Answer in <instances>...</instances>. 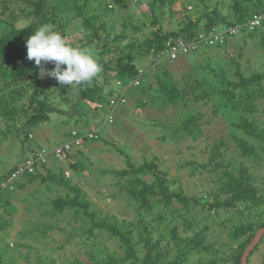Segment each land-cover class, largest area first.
Wrapping results in <instances>:
<instances>
[{"label":"trees","instance_id":"1","mask_svg":"<svg viewBox=\"0 0 264 264\" xmlns=\"http://www.w3.org/2000/svg\"><path fill=\"white\" fill-rule=\"evenodd\" d=\"M227 1L0 0V136L1 133L5 136L15 134L19 138L22 135L25 145L22 161L12 165L8 172L0 174L2 235L8 236L7 229L15 225L19 210L13 201L15 197L22 200L26 212L29 211L26 204L28 197L20 195V191L33 183L36 185L30 192L35 194L43 190L42 184L49 186L54 183L60 186L59 191L62 193L59 192L51 202L48 219L40 222L38 217L36 223L31 224L32 227L26 224V228L14 232L20 237L39 230L44 237L40 239L42 245L45 246L47 241H57L55 249L67 253L63 254L68 258L67 264H201L202 261H205L204 264H242L241 257L245 248L257 230L264 227V181H257L256 174L251 173L252 164L248 166L245 160H249L252 154L259 155L254 141L260 143L264 152V104L260 106L264 98V70H257L248 64L252 56H248L245 66L237 58H231L230 74L223 71L222 86L218 90L223 101L218 108L236 115L232 121L235 130L221 135L211 146L207 144L205 150H202L207 155V161L195 164L196 159L190 158L174 166L178 173L188 172L190 176L204 170L210 173V179L200 184L206 187L201 193L187 195L180 179L166 167V161L158 153L153 152L146 161L136 164L125 150L121 151L126 161L123 168L104 169L99 176L109 179L116 187L115 191L110 192V200L123 202V208L132 211L133 216L127 221L99 211L96 203L87 197V191L65 176L63 166H57L59 172L55 173L47 160L36 161L35 171L26 169L10 180L12 173L25 165L29 157H35L37 152L46 149L30 146L34 140L35 126L49 122L51 115L59 111L72 116L71 109H75V104L81 99L95 104L87 110L79 111L77 117H74L82 128L100 119L112 122L115 120V109L126 102L125 90L132 85H140L141 96L135 103L146 112L157 103L168 108L182 102L187 105V95L192 88H206L196 97L199 102L194 109L186 116H179L180 126L164 124L170 133L168 135L162 130L159 137L164 141L178 140L185 143L184 147L180 144L175 151L178 158L184 153L183 149L188 145L186 142L193 141L189 147L194 148L195 142L204 141L202 108L203 104H208L209 99L212 100L213 86L206 85L197 76H189L188 80L193 85L187 84L185 88H180L170 74L168 63L186 62L192 52L201 48H205V55L209 56L207 52L210 53L211 48L218 51L216 48L227 44L229 35L240 31L247 32L249 37L259 35L264 45V17L257 26L251 28L247 25V21L254 15L264 16L263 0H230V9L224 12L222 7L226 6ZM132 2L145 3L150 13V23L146 17L147 12H130ZM187 3L191 4L190 9ZM158 9L176 15V28L164 26ZM229 11L234 13L233 19L227 15ZM21 21L24 24L20 25ZM43 24H50L59 30L73 46L93 49L102 65L99 77L91 84H82L76 88L61 86L48 76L40 78V69L34 60L27 59L26 40ZM149 25L153 28L149 34H144ZM228 27L237 29L235 32H226L222 42L209 44L202 35L212 30L224 31ZM180 40L195 42L196 46L172 58L168 53L170 45ZM245 46L240 47L236 57L244 56ZM226 49L229 54V48ZM259 51L264 55L263 47ZM180 56L185 59L180 60ZM145 59H158V64L163 67L154 73L158 83L155 90L144 83L146 73L152 68L147 72L142 69L144 73L139 71ZM206 65L210 63L199 66L204 69ZM47 66L53 68L52 63ZM115 84L122 88L119 93L115 91ZM57 95L64 99L62 103H56ZM212 108L213 121H208L214 123V118L220 113L216 106ZM87 112H91L92 116H86ZM87 131L92 135L83 136L85 145L102 141L99 130L92 131L89 128ZM84 133L78 129L77 135ZM103 139L108 146L114 145V142L110 144ZM3 141L0 138V142ZM81 150L79 148L77 153ZM68 155H71L69 151ZM227 214L237 216L238 222L227 231L228 237L224 234L226 239L223 240L218 238L217 230L227 227L224 222L226 218L223 217ZM49 218L57 222L52 223ZM213 225L216 226L210 230ZM49 235L53 240L47 239ZM262 240L264 235L250 251L248 264H251L253 253L263 244ZM74 244L78 246V249H74L76 251L72 250ZM4 249L3 255L16 250L10 248L9 243ZM67 249L70 251L66 252ZM84 249L86 251L83 253ZM203 254L207 256L205 259ZM3 255H0V264L4 260Z\"/></svg>","mask_w":264,"mask_h":264},{"label":"rangeland","instance_id":"2","mask_svg":"<svg viewBox=\"0 0 264 264\" xmlns=\"http://www.w3.org/2000/svg\"><path fill=\"white\" fill-rule=\"evenodd\" d=\"M227 2L226 6L222 7L224 12L230 9V0ZM262 2L264 6V0ZM187 5V8L190 9L191 4L187 3ZM144 8V2H142V4L132 2L129 9L130 12L132 11L134 13L147 12L146 17L148 23H150V13L148 9ZM157 11L158 14H162L163 24L166 28H176L175 19L177 17L175 14L170 15L165 9H158ZM227 15H229L231 19L235 17L234 13L230 11ZM19 24L22 25L24 23L21 21ZM151 28L153 27L149 25V27L145 29L146 32L144 34H149ZM246 33L247 32L240 31L236 34L229 35L227 44L223 47L216 48L218 51H214V48H211L212 51H210V53L207 52L209 56L205 55V48H201L197 52H192L188 58H186V62L174 63L171 61L168 63V65H170V74L173 76L174 81L180 88H185L187 84L193 85V82L188 80L189 76H197L200 81L204 83L206 82V85L213 86V91H211L212 100L209 99L207 102L208 104H203L204 106L202 108L204 112L202 120L205 129V140H200L198 143L195 142L196 145L194 148L189 147V144H193V141L186 142L188 145L183 149L184 153L179 155L181 158L177 157L175 151L180 144V146L184 147V142L178 140L173 142L169 140L164 141L160 140L159 137L162 134V130L163 133H170V130L168 128L166 129L164 124H174L175 127L178 125L180 126L181 118L179 116H186L188 112L194 109L196 104L199 102V99H196V97L202 94L206 88H204V90L197 86L192 88L191 93L187 95V105H184L182 102L178 106L171 105L170 108H168L160 106L161 104L157 103L156 106L153 105L149 108V112H146L144 108L137 106L135 103L138 97L141 96L140 85H137L139 87L132 85L125 90L126 102H123L115 109V120L111 122L106 121V119H100L98 122H93L89 127L85 128H82L83 126L79 124L74 117H77L79 111L87 110L95 104L88 102L86 99H81L75 104L76 108L71 109L70 111L73 117L68 115L69 113L67 112V114H62L59 111L58 113L60 114L55 113L51 115V120L49 122L43 124L40 123L35 126V135H33L34 140H32L33 143L30 146L35 149L46 148V151L48 152L47 161L52 164L53 172H59V168L57 166H63L65 176L70 178L74 183L80 184L82 189L87 191V197L99 207V211L109 215L110 217L116 216L121 220L125 219L127 221L133 216L131 210L123 208V202L110 200L112 198L110 192L115 191L116 187L112 185L113 183L109 179H102V177H100L101 175L99 176L100 172L104 169L110 168L119 170L120 168H123L126 161L124 157L125 154H122L121 152L122 150H125L127 154L131 155L136 164L146 161L153 152L158 153L160 156H163V160L166 161V167L168 169L170 168L172 174L176 175V177L180 179V182H182L181 186L184 188L187 195L198 194L197 192L201 193V190L206 187H202L200 184L210 179V173L205 172L204 170L199 174L197 172L198 175L195 174L190 176L188 172L178 173L174 166L180 161L187 162L190 158L196 159L195 164L207 161V155H205L202 151L205 150L207 144L211 146V143L220 138L221 135L226 134L230 130H235L232 126V121L236 119V115L224 108H221L222 111L218 108L223 104L222 96L218 93V90L222 86L221 78H223L224 72L230 74L228 70L231 58H237V60L245 66L248 62V56H252L250 59L251 63L248 64L257 70H264V55L260 54L259 51L262 47L264 48V45L260 41V36L254 35V37H249ZM143 36L141 38H143ZM243 45H246L245 48L243 47L244 56L238 58L235 55L238 54V50ZM256 45H258V47ZM226 48H229V54L228 51H226ZM257 48H259V50H257ZM200 52L204 55L200 54ZM250 53L254 55H251ZM261 55H263V57ZM181 58L183 59L184 57L180 56L179 59L181 60ZM208 62L210 65H206L204 69L199 66L201 64H209ZM141 63L140 68L146 72L152 68V70H150L151 72L149 71V73H146L144 83L151 85L153 90L157 89V77L154 73L163 68L162 64H158L160 63L158 59H145ZM44 67L52 69L49 68L47 64L44 65ZM121 90L122 88L115 84V91L119 93ZM149 92H151V90H149ZM144 94L145 93H143L142 96H144ZM55 101L56 103H62L64 99L61 95H57L55 97ZM200 102H202V100ZM262 104H264V98L261 100L260 106ZM213 105L217 107L218 112L221 115L219 114L216 118H214L216 122L211 123V121L208 120L213 121ZM66 110L68 111L69 108L67 107ZM91 114V112H87L86 116L91 117ZM89 128L92 131L94 129L99 130L100 135L102 136V141H99L96 144L85 145L83 140L84 138L77 135L79 137L78 144H75L68 150L71 155L67 156V151L66 157H60V161L55 157L56 155L54 153V149L63 142L68 140L70 142L74 138V136L73 138L71 137V131L73 134V130L78 132V129H80L85 132L84 135L91 136V132L87 131ZM0 138L4 140L3 142H0V174H4L10 170L12 165L19 164L20 161H22L21 159L24 157L25 145L23 144L22 135L19 138L15 134L5 136L1 133ZM103 138H105L106 142L110 144L114 142V145L108 146ZM254 143L256 144L260 156L258 154H252L250 155L249 160H245L247 161L246 163H249L248 166L252 164L253 169L251 170L253 172L251 173H253V175L256 174L258 178L257 181L261 182L264 181V152H262L260 148V143L255 141ZM79 148H82V150L79 151L80 153H77ZM30 184L33 186L28 185L25 190L19 192L20 195L28 197L26 204L29 207V211L26 212L24 208L25 203L15 197L13 201L17 204L19 209L16 220L14 221L15 225L7 229L8 236H4L0 233V255L4 254L3 252L6 250L4 249V246L7 243H9L10 248L16 249L10 254L5 253V255H3L4 260L2 264H67L68 258L65 257L67 253L65 254V251L61 249L57 252V249H55L58 245L57 241H47L45 246L42 245L40 239L44 237H42L43 235H41L39 230L26 236L23 235L19 237V235H15L14 231L17 229L23 230L26 228V224L31 225L34 222L36 223L35 220L38 217L40 222H43L46 218L48 219L47 212L49 209H52L51 202L56 198V195L59 194V192L62 193V191H59L60 186L52 183L49 186L42 184L41 188L43 190L33 194V192L30 191H32L36 184ZM179 203L180 202L176 203V205ZM262 207L264 214V204ZM245 214H247V212ZM226 216L223 217L226 218L224 222L227 224V227H221L217 230L218 238L223 240L226 239L227 231L229 229L231 230V226L238 222L237 216H231L230 214H227ZM49 221L52 223L57 222L54 219H50ZM215 226L216 225L210 227V230ZM55 232L54 234H56ZM47 239L53 240L50 235ZM77 240L80 241L81 238H77ZM17 242L20 243L19 246H17ZM261 244V247L259 248L260 250L257 249L251 256V264H264V240H262ZM75 248L78 249V246L74 244L72 246V250ZM68 251H70V249H67L66 252ZM85 251L86 249L83 250V253ZM61 254L62 256H60ZM85 257L86 255L84 258ZM206 257V254H203V259ZM204 262L205 261H202L200 263L204 264Z\"/></svg>","mask_w":264,"mask_h":264},{"label":"clouds","instance_id":"3","mask_svg":"<svg viewBox=\"0 0 264 264\" xmlns=\"http://www.w3.org/2000/svg\"><path fill=\"white\" fill-rule=\"evenodd\" d=\"M26 47L27 59L34 60L40 69V78H54L61 86L76 88L91 84L102 72V65L93 49L73 46L66 36L50 24L36 28L27 38ZM48 63L54 64V68L44 67Z\"/></svg>","mask_w":264,"mask_h":264},{"label":"built area","instance_id":"4","mask_svg":"<svg viewBox=\"0 0 264 264\" xmlns=\"http://www.w3.org/2000/svg\"><path fill=\"white\" fill-rule=\"evenodd\" d=\"M263 15H254L251 19H249L247 21V25H249L251 28L253 26H257L259 24L262 23V19H263ZM237 28L235 27H228L227 30H224V31H215V30H212L210 31L208 34H202L204 37H205V41H208L209 44H213L214 42H217V41H224L225 39V34L226 32H235ZM170 50H169V55L172 57V58H176L177 55L179 53H185V52H189L190 50H192L196 45H195V42H184L183 40H180L178 41L177 43H175V45H170ZM140 73H143V70L140 69L139 70ZM136 82L138 83V80H136ZM77 132L74 131L73 135H74V138L72 139V141H68V142H65L59 146H57L55 149H54V153L57 157H62V156H65L67 151L69 149H71L75 144H78L79 140H78V136L76 135ZM77 137V138H75ZM83 139V138H82ZM47 155H48V152L46 151V149H43L42 151L40 152H37L36 156L34 157V155L32 157H29L27 160H26V163L25 165H22L20 167H18V169L12 173L11 177H10V180H13L15 179L22 171L24 170H28V171H35V162L36 161H41V162H45L47 160Z\"/></svg>","mask_w":264,"mask_h":264},{"label":"water","instance_id":"5","mask_svg":"<svg viewBox=\"0 0 264 264\" xmlns=\"http://www.w3.org/2000/svg\"><path fill=\"white\" fill-rule=\"evenodd\" d=\"M264 235V227H261L257 230L254 237L252 238L251 242L248 244V246L245 248L243 255L241 257L242 264H248L247 257L250 253V251L254 248V246L260 241L262 236Z\"/></svg>","mask_w":264,"mask_h":264}]
</instances>
